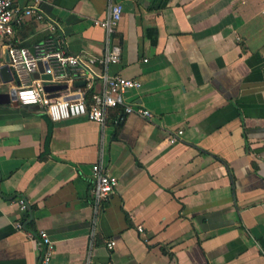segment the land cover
<instances>
[{
  "label": "crops",
  "instance_id": "1",
  "mask_svg": "<svg viewBox=\"0 0 264 264\" xmlns=\"http://www.w3.org/2000/svg\"><path fill=\"white\" fill-rule=\"evenodd\" d=\"M111 1L123 12L109 73L141 84L125 100L152 118L54 123L38 107L0 105V264H39L40 230L54 244L50 264H264V0ZM108 4L44 0L46 19L14 24V44L56 38L70 55L101 58L94 22ZM17 86L0 79V94ZM98 163L118 186L95 210Z\"/></svg>",
  "mask_w": 264,
  "mask_h": 264
},
{
  "label": "built area",
  "instance_id": "2",
  "mask_svg": "<svg viewBox=\"0 0 264 264\" xmlns=\"http://www.w3.org/2000/svg\"><path fill=\"white\" fill-rule=\"evenodd\" d=\"M44 0H25L21 7L14 6L12 0H0V42L8 50L9 69L18 86L14 88L15 102L24 107L36 106L44 111L51 122H61L69 119L83 118L101 127L106 125L110 111H116L112 120L119 125L126 116L137 115L143 119H151V112L140 106H133L126 102L125 94L129 90H138L141 84L132 79L119 75H111L109 67L120 62L121 48L112 43L118 23L123 12L122 5L109 0L106 18L95 21L94 25L105 31V52L101 58H94L82 54L70 55L56 38H48L37 43L32 49L16 46L13 41V25L19 24L24 17L38 21L46 17L40 6ZM47 29L51 33L61 30L57 23L49 21ZM41 66L39 68V64ZM39 74V78L34 76ZM49 75L48 81L41 80V76ZM76 82H84V86L77 88L78 92L68 93L60 98L51 99L44 91L43 84L65 85L74 87ZM100 82V90L94 93V86ZM177 131L176 136L169 140L175 144L182 136ZM90 183L92 203L95 210L101 202L114 194L118 180L110 175L101 164L91 166ZM22 213L27 212L28 206L24 199L16 201ZM18 230H23L21 222L16 223ZM140 233L143 232L138 227ZM34 239L42 250L39 264H50L54 244L46 231L40 230ZM115 243L107 242L106 247L111 250Z\"/></svg>",
  "mask_w": 264,
  "mask_h": 264
},
{
  "label": "water",
  "instance_id": "3",
  "mask_svg": "<svg viewBox=\"0 0 264 264\" xmlns=\"http://www.w3.org/2000/svg\"><path fill=\"white\" fill-rule=\"evenodd\" d=\"M10 62V58H9V54H8V50L5 49L4 50V64L2 66H0V79L1 82L3 84H7V83H11L12 81H15L16 84L18 85L17 80H15L13 78V75L9 69V64ZM41 66V63L39 64V68ZM36 79L39 78V74H36L34 76ZM50 79L49 75L46 76H41V80L43 81H48ZM75 87H83L84 86V82H76ZM67 89V86L62 85V86H57V87H50V86H46L44 87V91L45 92H50L52 90H58V91H63ZM15 92L14 90H10V92L8 94H0V105H13V106H17V104H15ZM30 109H38L36 106H32L29 107Z\"/></svg>",
  "mask_w": 264,
  "mask_h": 264
},
{
  "label": "rangeland",
  "instance_id": "4",
  "mask_svg": "<svg viewBox=\"0 0 264 264\" xmlns=\"http://www.w3.org/2000/svg\"><path fill=\"white\" fill-rule=\"evenodd\" d=\"M1 91H3V92L7 91V87L6 88H2Z\"/></svg>",
  "mask_w": 264,
  "mask_h": 264
}]
</instances>
